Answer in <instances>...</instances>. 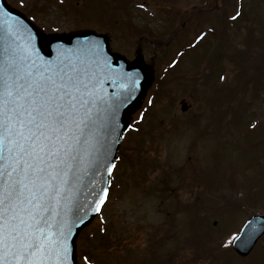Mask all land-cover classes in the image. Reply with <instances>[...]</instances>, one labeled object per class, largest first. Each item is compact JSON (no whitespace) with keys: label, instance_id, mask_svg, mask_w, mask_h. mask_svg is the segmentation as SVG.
<instances>
[{"label":"rangeland","instance_id":"rangeland-1","mask_svg":"<svg viewBox=\"0 0 264 264\" xmlns=\"http://www.w3.org/2000/svg\"><path fill=\"white\" fill-rule=\"evenodd\" d=\"M7 2L46 32H107L155 70L106 202L77 237L81 263L264 264V237L245 257L228 243L264 213V0Z\"/></svg>","mask_w":264,"mask_h":264},{"label":"snow or ice","instance_id":"snow-or-ice-1","mask_svg":"<svg viewBox=\"0 0 264 264\" xmlns=\"http://www.w3.org/2000/svg\"><path fill=\"white\" fill-rule=\"evenodd\" d=\"M240 15L237 11L231 19ZM108 104L102 97L92 98L71 61L33 60L27 46L22 52L4 50L0 60V264H72L71 226L54 223L59 213L48 204L59 203L68 190L66 185L82 162L81 147L98 143ZM254 232L250 220L228 243L245 246ZM84 259L88 261L87 256Z\"/></svg>","mask_w":264,"mask_h":264},{"label":"water","instance_id":"water-1","mask_svg":"<svg viewBox=\"0 0 264 264\" xmlns=\"http://www.w3.org/2000/svg\"><path fill=\"white\" fill-rule=\"evenodd\" d=\"M25 46L30 49L33 60L39 57L53 62L60 59L71 61L92 98L99 96L109 101L107 118L102 121L98 131V143L94 147H81L82 162L77 165L74 178L66 185L68 190L62 193L59 203L52 200L48 204L54 212L59 213L54 223L61 221L71 226L69 241L74 255L72 264H79L76 238L98 213L97 209L102 205L99 201L105 200L121 140L133 113L141 106L155 79L154 69L140 53L128 61L124 55L112 51L106 33H97L89 28L46 33L23 12L10 6L6 0H0V60L5 49L22 52ZM250 220L255 229L252 238L245 246L239 242L232 243L240 256L247 255L264 234V214L250 216L243 226Z\"/></svg>","mask_w":264,"mask_h":264},{"label":"flooded vegetation","instance_id":"flooded-vegetation-1","mask_svg":"<svg viewBox=\"0 0 264 264\" xmlns=\"http://www.w3.org/2000/svg\"><path fill=\"white\" fill-rule=\"evenodd\" d=\"M198 185H202V183L201 182H196ZM200 196H202L201 195V193H197V197L199 198Z\"/></svg>","mask_w":264,"mask_h":264},{"label":"trees","instance_id":"trees-1","mask_svg":"<svg viewBox=\"0 0 264 264\" xmlns=\"http://www.w3.org/2000/svg\"><path fill=\"white\" fill-rule=\"evenodd\" d=\"M128 5H129V2L127 3ZM127 5H125V7H126ZM128 10V9H127ZM129 11V10H128ZM230 27H233L232 25L230 26ZM261 87V85H259V87L258 88H260Z\"/></svg>","mask_w":264,"mask_h":264}]
</instances>
